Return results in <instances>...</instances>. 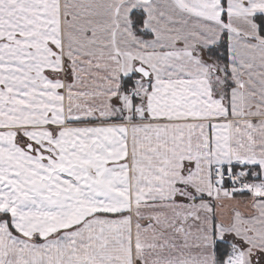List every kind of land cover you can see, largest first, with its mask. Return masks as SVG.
Wrapping results in <instances>:
<instances>
[{"label":"snow or ice","instance_id":"6c2138e0","mask_svg":"<svg viewBox=\"0 0 264 264\" xmlns=\"http://www.w3.org/2000/svg\"><path fill=\"white\" fill-rule=\"evenodd\" d=\"M0 264H264V0H0Z\"/></svg>","mask_w":264,"mask_h":264}]
</instances>
